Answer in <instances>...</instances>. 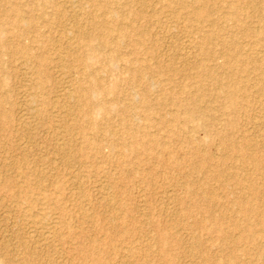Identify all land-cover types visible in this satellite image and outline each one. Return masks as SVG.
Listing matches in <instances>:
<instances>
[{
    "label": "rangeland",
    "instance_id": "1",
    "mask_svg": "<svg viewBox=\"0 0 264 264\" xmlns=\"http://www.w3.org/2000/svg\"><path fill=\"white\" fill-rule=\"evenodd\" d=\"M43 1L45 0H37L39 3ZM57 1L63 2L62 0ZM143 1L146 4L145 9L147 8L146 15H148L145 20L133 16L131 18L129 17L125 19L124 22L133 23L134 27L139 25L136 27L138 30H145V32L148 34L145 36V43H143V45L140 47L134 48L133 50L130 49L128 46L129 44L127 43H130V38H134L135 32L129 30L130 33L128 34V37H126L125 41H122L119 44L117 52L119 55H121V57H123V59L132 60L131 64L133 67H138L140 65L147 67L148 74L146 73L147 78L144 79V81L146 80V83L143 81V79L131 80L129 78V73H124V71L119 70L118 68L122 67V65H119L121 62L117 63V66H119L118 68L114 67L112 71L104 74L103 82L107 86V89L111 91L105 96L103 94L97 95L96 99H100L101 97L110 99L111 97L114 98V96H116L117 99L120 100L116 105L118 109H116V106H114L113 110H108L110 112L109 114L108 111H105V113L104 111L94 113L91 122L94 124L100 123V119L103 116H106L108 119L107 123H109L108 126L112 128H100L99 126L96 128L95 126H92L94 129H87V137L98 136L96 138H98V141H100L96 147L92 145L90 141L88 142V140H86V142L82 141L78 133L73 131V134L71 133V141L66 143H70V154L78 157L79 161L76 163H70L68 166L64 165V159H67L66 156L69 155V152H64L62 145L67 138V123L63 122L61 112L62 108H60V106L63 102L64 91L66 89L73 88L76 85L75 77L73 79V75L71 77L70 72H74L73 69L75 70V67L77 66H71L68 64L70 66L68 67L66 65L68 62H65V66L61 68L56 64L55 56H63L62 59H66L64 56H67L68 54L65 50L66 44L63 45L64 41L60 40L59 36H57L56 29L59 28L55 27L54 25L60 27V30L65 27L63 30L67 31H70V27L68 28L67 25L69 24H65L60 19V16H58V14H56V12L53 10L54 8L47 7L44 10H30L32 14L35 13L36 16L38 15L40 18H42L44 23H48V21L51 23V26L46 25V29H41L43 32L47 31L46 34L48 33L47 35H49L50 38L49 39L48 36H46L49 40L44 42L48 44L50 41V43L45 46L46 48H43V52L41 50L39 51L38 48L35 49L36 45L31 43L33 52H36V54L38 53V55L39 53L40 55H44L47 58V62L49 61V74L44 81L45 83H43V94L46 96H44V101H46L45 106H47L49 113L45 114V119H42V121L33 120L31 128L28 129L30 132L27 130L19 131V129H16L15 127L16 124H14L15 126H10L7 130L8 133H5V130L0 126V130L2 129L0 131V264H14V262L15 264H85L86 262H88L87 264H210L207 262L210 257L214 258L213 260L217 261L216 263L227 264V258L229 257L228 253L225 252L227 247L230 250L235 247V254L242 253L247 255V259L251 262V264H264V95H262L264 92L261 94V92L258 90V86H264V43L263 45H253L255 42H253L254 40L252 38L242 37L238 34L236 40L238 42V47L241 51V54L242 52L246 53L245 55H247L249 52L253 53L254 55L256 54L255 56L258 61L257 66L259 67L257 68V71H252L248 68L244 74L237 75V63L231 64L229 71L223 67V63L225 60H227V57H225V55L223 56L224 48L222 45H219V47L216 46L215 48V54L218 56L215 54L212 56H207L205 52H200L199 47L202 45V41L198 39L197 34L189 35L187 33L188 24L184 18H181L182 16L180 14L183 13V10L177 5V3L173 2L170 4L172 7L166 8L165 6L163 7L159 0ZM226 1L229 2V0ZM212 3L214 2H210V4ZM135 5L136 4L131 3V6H128L131 8H137V5L136 7ZM117 6L118 5H114L113 7L118 9ZM260 8H262L264 12V3L260 4ZM227 11H230V9ZM54 12L57 16L54 14ZM242 13L244 16H241L240 18L244 19L242 21H245L247 26L253 29H259L262 27L261 25L259 26V23L254 18L255 15L251 13L250 10L245 9V11ZM247 18L249 20H247ZM52 21L54 23H52ZM228 23L230 22H224L226 32L221 31V35H224V37L228 36V33L236 31L233 24L230 23L228 25ZM47 28H50L49 30L51 31H49ZM244 28L247 27H240V32H242ZM206 29L212 32L217 31L216 28L214 29L209 27H206L203 30L205 31ZM261 35L264 38L263 29ZM193 39L196 41V43ZM207 48L208 45H205L204 50ZM54 49H56V51ZM47 50L49 52H46ZM155 52L158 58L154 57ZM178 56L180 58H178ZM5 59L7 58L4 57L3 60ZM196 59L203 60L205 69H211L212 72L211 70L209 71L210 73L199 71L203 69L198 70L197 67L194 66L195 61H197ZM160 62H162V64ZM11 63L14 64V59L11 60ZM16 63L18 62L16 61ZM16 63L15 65L17 66V69H13L11 65V70L13 69V71H11L9 83L10 85L16 86V89H27V87L31 84L30 82L33 81L31 80L33 75L30 74L32 70L18 67ZM95 66L98 67L97 64H93V67ZM161 67L165 68L166 71H160ZM171 68H173V70L180 71V74H175V77L172 79L171 76H168L167 72ZM22 72L26 79L24 76V78L22 77ZM26 72L29 73L26 74ZM28 74H30L28 77L30 78L32 75V78L29 79L27 77ZM241 75L247 79L245 85L251 83L249 84L250 89L246 92L247 98H249V103L245 101V97L241 98L243 95L242 93H239L240 95L237 94V103L239 106L242 104L241 106L245 108L244 114V108L240 110V107L237 106L234 112V110L228 106V99L225 96L224 91L222 92L219 88L221 86L220 84L225 85V88L238 85L239 83L237 79L242 77ZM255 79H260V81L262 80V84L260 85L255 81ZM130 81L133 85L130 84ZM140 81L144 83H140ZM257 83L258 85H256ZM127 85H129L128 88ZM62 86H64L66 89ZM133 87L136 90H139L136 92ZM60 89L63 91L61 90V92H59ZM116 89H118V91L120 90L119 93H117L118 91H116ZM122 89L124 91H122ZM143 89L147 90L145 91ZM132 90L135 91V93ZM17 91L18 90L12 93L13 96L11 95V103H13L11 106L12 111L14 112L13 118H17V108L22 100V96L20 97L15 94ZM128 91H131L132 94H135L136 97L130 93L132 98L134 97V100H132L135 101L136 99L135 102H138H133L134 109L130 114L127 113L128 111L122 109L124 107L123 105L125 104L124 101L126 96L129 93ZM155 91L159 92H156V94ZM161 94L163 95L162 99ZM184 94H186V97ZM198 94L202 95L200 100L201 103L195 100V106L193 103H191V101H193L191 98H195L194 96ZM153 96L157 98V101ZM19 97L21 100H19ZM139 97L141 98L139 99ZM122 98H124V100H122ZM158 98L162 103L159 106L157 104L159 101ZM180 98L183 101L185 100L184 104L182 100H179ZM173 100L174 103H176L175 106L177 105L176 107L173 106ZM186 100L188 102H186ZM145 101L147 103H145ZM155 101L156 104H153ZM178 101H180L181 104L178 103ZM150 103L152 105L148 106ZM186 103L187 105L189 103V105L187 106ZM246 103L248 104L247 106H245ZM171 105L173 107H171ZM194 108L196 109L195 115H199V118H197L194 122H190L188 121V110L194 111ZM4 109H8L7 105L4 106ZM111 111L113 112L111 113ZM161 112L163 113L161 114ZM156 114L158 115L156 116ZM125 116H127L129 123L134 128L136 127V132H129V129L126 127V124L123 121V117ZM163 117L167 119L166 121L164 118L167 123H169L171 119L176 118V125L171 127L167 126L170 124L166 123L162 125V123H164V121L162 122ZM168 118L171 119L169 120ZM225 118L226 120H224ZM253 118L257 119H255V121H257L256 123L258 128L257 126L255 127L251 124V121H254ZM69 124L70 122L68 125ZM220 124L223 125L221 126ZM34 129H36V131ZM20 132L22 133L20 134ZM9 133L11 134L9 135ZM148 135H151L152 137L157 138L162 143H164L167 150L161 154L159 149L158 151H155L154 149H147L144 146L133 147L134 141H142L144 138H147ZM223 135L229 137L224 139ZM244 135L246 137H244ZM19 136H23V139H20ZM31 136L32 138H30ZM184 137H193V139H190L189 141ZM179 138L183 139L179 140ZM243 138H248L250 141L255 143L253 150L247 151V154L258 161L257 169H259V171L257 173L253 172V174L249 175V177L245 173H251V167H241L242 161H245V159L247 160V158L232 156L231 153H228L225 150V143L227 144L228 141H234L235 143L240 144L243 143L241 142ZM20 140L22 142H20ZM23 141H26L27 143H24ZM110 143L114 144L113 148L109 147ZM23 144L26 148L29 147L27 148V151L30 155V158L32 159L33 157L34 161L27 162L25 159H23L21 150L18 149V145L23 146ZM17 146L18 148H16ZM106 148L109 151L106 150ZM194 149H198L199 153L201 154L193 155ZM168 154L172 156V159L169 161V163L163 162V164H159L153 159L155 155H158L159 157L161 155V158H167ZM223 154L226 158L223 160V164L220 167L217 162H220V158L223 156ZM173 161L177 162L179 168L178 166L175 168ZM16 162H18V164ZM187 164L194 167L200 165L202 168H205L206 166H213L210 172L207 173L211 175L212 178H214V180L210 182L211 185L210 183L205 184L204 174L202 175L201 173L200 176V173H192L190 170H188L186 168ZM219 168V171L224 170L225 172H228V174H232L233 177H225V179L215 178ZM38 170L42 171L41 173L44 175V179L39 183V186L41 189L42 186L45 188L47 187L46 189L43 187L42 193L47 194L52 199V204L50 205L54 210L46 211L47 209H44V212H39L40 215L35 213L37 211L36 209L34 211L33 208L24 209L27 208V203L16 202L15 198L13 197L14 193H17L22 187L28 185L26 184L28 183L26 181L29 179L34 180L31 175L35 174ZM236 176L245 177V181L242 182L241 188L235 184ZM201 177L203 178L201 179ZM164 178L166 179L164 180ZM168 178H175V180H169ZM198 178L200 179L198 180ZM185 179L187 183L183 182ZM191 179L195 182H204L203 188L198 191V193L200 192V195L195 193L192 187H190V190L187 191V195L185 192L186 190L184 191L185 193H183L180 185L190 184L193 182ZM167 181L169 183H167ZM14 182L15 185H13ZM32 183L37 182L32 181ZM175 183L179 187L176 186ZM220 183L227 187V191L229 190L228 193H225V190L218 188ZM208 184L210 186L209 189H212V191L215 192V197L217 196V198H215V201L217 200V202L214 201V204L212 203V205H208L207 201L204 200L206 198L205 194L204 198L203 195L201 197V194L203 193L201 191L207 190ZM251 184L255 186L256 191H251ZM172 186H175L176 188ZM51 189H55V192L51 191ZM191 190L194 193H191ZM37 192L38 191H35L34 195L38 194ZM171 193H173V195ZM175 194L177 196L173 197ZM195 195L197 196L195 197ZM252 195L256 197L255 201H253V205L260 207V210L262 211V220L256 214H248L246 216L247 218L243 219L241 216V208L243 205H241V208H238L237 206L235 207L231 204L232 200L234 199L240 200L242 204L247 198L249 199L253 197ZM239 197H241V199H239ZM106 199H109L110 203L106 202ZM181 199H183L185 202H182ZM178 202H180V204ZM56 203L60 204L59 208ZM230 204L232 205V208ZM183 205L187 208H190V213L183 214L181 212L180 208H183ZM194 205L197 206L196 209L194 208ZM64 207L66 208L64 209ZM200 208L202 209L200 210ZM235 208L236 210L234 211ZM203 209L204 214L201 213ZM207 210L210 211L207 212ZM81 211L83 212L81 213ZM45 212H47V215ZM222 214L224 215L222 216ZM238 217H240V219ZM60 218L62 219L60 220ZM238 219L241 222L238 221ZM244 220L252 225L254 230H262L261 233L263 235V240H257L261 239V237H258L255 241H253V234L249 235L247 240H245L246 246L238 244V246L234 245L233 247L232 241L241 236L238 229L243 226ZM225 221L227 223H225ZM49 222H53V228L49 227L50 224H46ZM113 222L114 225L112 226L111 224H113ZM168 225H175L176 230L168 228V232H176L178 234V241L167 235L164 244L161 245L157 241L158 230L162 227H168ZM233 225H238L239 227L235 229L233 228ZM223 228H226V231L224 232H226L225 235L229 238L227 246H224L225 243L221 241L222 236L224 235L221 230ZM28 229L30 231H34V233L32 232V235H35L37 239L44 238L42 236L47 235L46 238L49 243L45 250L37 251L38 248H33V245L29 239ZM39 229L41 230L38 231ZM58 229H60V231ZM35 232L38 234V236ZM44 232H46V234H44ZM54 232L55 235L58 236L59 240L54 238ZM65 243L69 244L66 245ZM194 243H196V247L193 250L192 244ZM29 250L33 251L30 252ZM205 256L209 257V259L206 260Z\"/></svg>",
    "mask_w": 264,
    "mask_h": 264
},
{
    "label": "bare ground",
    "instance_id": "2",
    "mask_svg": "<svg viewBox=\"0 0 264 264\" xmlns=\"http://www.w3.org/2000/svg\"><path fill=\"white\" fill-rule=\"evenodd\" d=\"M63 2H58L57 0H45L41 3L37 2V0H0V126L2 129L5 130V133L7 132V130L9 129L10 126H15L14 124H16V129H19V131H24L27 130L29 128H31V125L33 124L32 121L33 120H40L42 121V119H45V114L49 113V111L47 110V106H45V102L44 101V96L45 94H43L44 90H43V83H45L44 81L46 80L48 74H49V70H48V64L49 61L47 62V58L44 55H38V53L36 54V52H33L32 49V45L31 43L34 45H36L35 49H39V51L41 50L43 52V48H46L45 46L48 45L45 42L47 40H49V35L46 34V32H43V30L41 29H46V25L51 26L50 21H48V23H44V21L42 20V18H40L38 15V17L36 16V14H32V12L30 10L33 9H39V10H44L47 7H51L54 8L53 10L56 12V14H58V16H60V19L66 24L68 23L69 25L68 28L70 27V31L67 30H60V27L54 25L55 27L59 28L56 29V33L57 36H59L60 40L64 41L63 45L66 44L65 46V50L67 52V56L65 55L64 57H66V59H62L61 56H55V62L58 66H60L61 68H63V66H65V62H68L66 65L68 67L71 66H77L75 67V70L73 69L74 72H70L71 77L73 75V79L75 77V82L76 85L73 88H69L66 89L63 93V102L61 103L60 108H62V117H63V122L67 123L66 126V132H67V138L65 139V141L63 142V151L64 152H69V155L66 156L67 159H64V165L68 166L70 165V163H76L79 161L78 157H75L73 155L70 154V143H66V142H70L71 138H72V132L76 131V133H78V135L80 136V138L82 139V141L86 142V140H88V142L90 141V143L92 145H94L95 147L98 146V136L96 137H91L88 136L87 137V129H94L92 128V126H95L96 128L99 126L100 128H108L110 126H108L109 123L108 119L106 118V116H103L100 120V123L94 124L93 122H91V119L93 117L94 113H98L101 111H110L113 110V107L116 106L118 104V102L120 101L119 99H117L116 96H114V98H110V99H105V98H100V99H96L97 95H107L110 93L111 90L107 89V86L104 84L103 82V77L104 74L112 71L114 67L118 68L119 66H117L119 62H121L122 67L118 68L119 70L124 71V73H129V78L132 80H142L144 81V79L147 78V67L140 65L138 67H133L132 66V60L130 59H123V57H121V55L118 54L117 52V48L119 46V44L122 41H125L126 37H128V34L130 33V31H134V38H130V43L129 44V48L130 49H134L137 47H140L143 45V43H145V36L148 35L147 32H145V30L140 29L138 30V28L133 26V23H125L124 20L127 18H131L133 16L140 18V19H144L148 16L146 15L147 12V8L145 9L146 4L144 3L143 0H62ZM163 7L165 6L166 8H170L172 7L170 4H172L173 2L177 3V5L183 10V13H181L180 15L182 16L181 18L186 21V23L188 24V30L187 33L189 35L192 34H197L198 35V39L202 41V45L199 47L200 52H205L207 56H212L213 54H215V48L216 46L219 47V45H222L224 48V52H223V56L225 55V57H227V60H225V62L223 63V67L229 71L230 65L233 63H237V75L238 74H244L248 68L249 70L252 71H257L258 67L257 66V59H256V54L254 55L253 53L249 52L247 55H245L246 53L241 54V51L238 47V42L236 40V38L238 37V34L241 35L242 37H246V38H252L255 42L253 45H260L264 43V38L261 35L262 29L264 30V12L262 10V8H260V4L264 3V0H229V2H227L226 0H159ZM210 2H214L212 4H210ZM132 4H136L137 8H131L128 5L131 6ZM158 4V3H157ZM65 5V6H64ZM114 5H118V9L114 8ZM135 5V7H136ZM151 5V4H150ZM153 6V5H152ZM228 9H230V11H227ZM246 10H250L251 13H253L255 15V19L256 21L259 23V26L261 25L262 27H260L259 29H253L250 28L249 26H247L245 24V21H242L244 19H241V16H244V14L242 12H244ZM178 11V10H177ZM54 12V14H55ZM169 12V11H168ZM37 13V12H36ZM53 13V12H52ZM165 13V12H164ZM38 14V13H37ZM55 14V15H56ZM243 14V15H242ZM35 15V16H33ZM159 15V14H158ZM57 16V15H56ZM154 16V15H153ZM248 16V15H247ZM45 17V16H44ZM50 17V15H49ZM249 17V16H248ZM49 19V18H48ZM57 19V18H56ZM55 19V20H56ZM247 20H249L247 18ZM135 21V20H134ZM230 22L233 24L234 28L236 29V31L232 32V33H228V36L224 37V35H221V31H225V25L224 22ZM56 22V21H55ZM52 23H54L52 21ZM61 23V22H60ZM63 23V24H64ZM228 23V25L230 24ZM253 23V22H252ZM136 25V24H135ZM154 25V24H153ZM161 25V23H160ZM180 25V23H179ZM245 26L247 28H244L242 32H240V27ZM181 27V26H180ZM206 27L209 28H216L217 31L212 32L208 29H206L205 31L203 29H205ZM230 27V26H229ZM52 28V27H51ZM67 28V29H68ZM163 28V26H162ZM165 28V27H164ZM227 28V27H226ZM48 30L50 28H47ZM157 29V28H156ZM168 30V29H167ZM51 31V30H49ZM48 31V32H49ZM158 31V30H157ZM178 33V32H177ZM50 34V33H49ZM164 34V33H163ZM177 35V34H175ZM49 39H47V37ZM168 38V37H167ZM241 39V38H240ZM194 40V39H193ZM45 41V42H44ZM195 41V40H194ZM147 42V41H146ZM168 42V41H167ZM187 42V41H185ZM45 43V44H44ZM196 43V41H195ZM126 44V45H127ZM245 44V43H244ZM162 45V44H161ZM208 45V48L206 50H204V46ZM246 45V44H245ZM248 45V44H247ZM61 46V45H59ZM186 46V43H185ZM125 47V46H124ZM192 47V46H191ZM217 47V48H218ZM251 47V46H250ZM50 48V45H49ZM48 48V49H49ZM60 48V47H59ZM62 48V47H61ZM252 48V47H251ZM256 48V47H254ZM140 49V48H139ZM182 49V48H181ZM188 49V48H187ZM193 49V48H192ZM219 49V48H218ZM56 51V49H54ZM54 50H52L53 52H55ZM145 50V49H144ZM196 50V49H195ZM36 51V50H35ZM38 51V52H39ZM154 51V50H153ZM180 51V50H179ZM46 52H49L48 50ZM45 52V53H46ZM152 52V50H151ZM194 52V51H193ZM199 52V53H200ZM264 52V50H263ZM198 53V54H199ZM48 54V53H47ZM191 54V53H190ZM219 54V53H218ZM264 54V53H263ZM49 55V54H48ZM62 55V53H61ZM217 55V54H215ZM245 55V56H244ZM134 56V55H133ZM218 56V55H217ZM214 56V57H217ZM244 56V57H243ZM264 56V55H263ZM6 57L7 59L3 60V58ZM68 57V58H67ZM154 57L158 58L156 52L154 53ZM175 57V56H174ZM190 57V56H189ZM198 57V56H197ZM49 58V57H48ZM178 58H180L178 56ZM212 58V57H211ZM14 59V64L11 63V60ZM53 59V58H52ZM69 59V60H68ZM185 59V58H184ZM186 60V59H185ZM197 60V59H196ZM16 61L18 63H16ZM165 61V60H164ZM173 61V60H172ZM15 63L18 65V67H23V68H28L30 70H32V72L30 74L33 75V78L30 76V78H32L30 83V88L27 87V89L24 88H18L16 89V86L14 85H10L9 83V78L11 76V71H13L14 68H16L17 66L15 65ZM51 63V62H50ZM53 63V61H52ZM137 63V62H136ZM162 64V62H160ZM191 63V62H190ZM64 64V65H63ZM69 64V65H68ZM93 64H97V66L93 67ZM174 64V63H173ZM11 65H12V70H11ZM189 65V64H188ZM191 65V64H190ZM15 66V67H14ZM66 66V67H67ZM193 66V65H192ZM194 66L197 67V69H203V70H199V71H205L206 73H210L209 71L211 69H205L204 65H203V60H197L195 61ZM219 66V65H218ZM54 67V66H53ZM59 67V68H60ZM217 67V66H216ZM58 68V67H56ZM60 68V69H61ZM213 68V67H212ZM221 68V67H220ZM17 69V68H16ZM15 69V70H16ZM53 69V68H52ZM182 69V68H181ZM21 70V69H20ZM23 71V70H22ZM53 71V70H52ZM160 71H166L165 68H160ZM21 72V71H20ZM30 72V71H29ZM29 72H26L29 73ZM69 72V71H67ZM168 72V76H171V79L173 77H175V74H180L179 70H173V68H171ZM212 72V70H211ZM224 72V71H223ZM236 72V71H235ZM251 72V71H250ZM262 72V71H261ZM62 73V72H61ZM147 73V74H146ZM22 77L23 72L21 73ZM28 74L27 77L30 75ZM51 74V72H50ZM59 74V73H57ZM63 74V73H62ZM119 74V73H118ZM253 74V73H252ZM251 74V75H252ZM257 74V73H256ZM20 75V74H19ZM17 75V76H19ZM116 75V74H115ZM123 75V74H122ZM58 76V75H57ZM60 76V75H59ZM117 76V75H116ZM200 76V74H199ZM242 76V75H241ZM21 77V76H19ZM25 77V76H24ZM23 77V78H24ZM54 77V76H53ZM61 77V76H60ZM63 77V76H62ZM193 77V76H192ZM250 77V76H249ZM252 77V76H251ZM18 78V77H17ZM22 78V79H23ZM29 78V77H28ZM29 78V79H30ZM64 78V77H63ZM238 78V77H237ZM19 79V78H18ZM26 79V77H25ZM27 79V80H29ZM56 79V78H55ZM108 79V78H106ZM105 79V80H106ZM199 79V77H198ZM201 79V78H200ZM203 79V78H202ZM263 79V77H262ZM21 80V79H20ZM66 80V79H65ZM72 80V79H71ZM104 80V81H105ZM111 80V79H110ZM25 81V80H24ZM57 81V80H56ZM68 81V80H67ZM83 81V84H82ZM146 81V80H145ZM144 81V82H145ZM150 81V79H149ZM153 81V80H152ZM238 81V85L236 86H232V87H228L225 88V85L220 84L221 86L219 87L220 90L225 93V96L228 99V106L230 108H232L235 112L236 107H240L239 109L241 110L242 108H244L243 106H239V104L237 103V94L242 93L243 95L241 96V98H244L245 101L247 103H249V98H247V91L250 89V85L251 83H249L248 85H245V83L247 82V79H245V77H239L237 79ZM256 82H258L260 85L262 84L260 79H255ZM65 82V81H63ZM109 82V81H107ZM141 82L140 83H144ZM203 82V81H202ZM27 83V82H24ZM111 83V81H110ZM118 83V82H117ZM146 83V82H145ZM149 83V82H147ZM152 83V82H151ZM199 83V82H198ZM225 83V82H224ZM223 83V84H224ZM243 83V84H242ZM258 83L256 85H258ZM61 84V83H60ZM66 84V83H65ZM74 84V82H73ZM109 84V83H107ZM119 84V83H118ZM130 84H132V82L130 81ZM156 84V83H155ZM203 84V83H201ZM68 85V84H67ZM72 85V84H71ZM125 85V84H124ZM133 85V84H132ZM144 85V84H143ZM146 85V84H145ZM159 85V84H158ZM204 85V84H203ZM255 85V84H254ZM58 86V85H57ZM66 86V85H65ZM129 85H127L128 88ZM150 86V85H149ZM157 86V85H155ZM20 87V85H19ZM24 87V86H23ZM123 87V86H122ZM135 87V86H134ZM133 87V88H134ZM203 87V86H202ZM45 88V87H44ZM47 88V87H46ZM132 88V87H131ZM144 88V86H143ZM146 88V87H145ZM204 88V87H203ZM201 88V89H203ZM120 89V88H119ZM135 89V88H134ZM141 89V88H140ZM18 90L17 92H15L16 95L18 96H22V100L19 97V100H21L20 105L17 108V118H13V111H12V104L11 103V95L12 93H14V91ZM62 89L59 90V92H61ZM128 90V89H126ZM136 90V89H135ZM139 89L136 90V92ZM143 90H147V89H143ZM185 90V89H184ZM204 90V89H203ZM256 90V89H255ZM258 90L261 92H264V86H258ZM257 90V91H258ZM57 91V90H56ZM63 91V90H62ZM116 91H118V89H116ZM120 91V90H119ZM119 91L117 93H119ZM122 91H124L122 89ZM133 91V90H132ZM127 92V91H126ZM129 93L126 96V99L124 101V107L122 108L123 110L128 111L127 113H132L133 109H134V103L136 101L134 100L135 96V91H133L134 93L132 94L131 91H128ZM149 92V91H148ZM147 92V93H148ZM159 92V91H155ZM59 93V94H62ZM130 93L132 95H134V97L132 98V95H130ZM161 93V92H160ZM58 94V95H59ZM140 94V93H139ZM157 94V93H156ZM186 97V94H184ZM240 95V94H239ZM264 95V94H262ZM13 96V95H12ZM49 96V95H48ZM60 96V95H59ZM125 96V95H122ZM162 94H161V99H162ZM165 96V95H164ZM188 96V95H187ZM197 96V97H196ZM201 96L200 94L195 95V98H191L193 99V101H191V103H193L195 105V100H197L199 103H201ZM46 97V96H45ZM62 97V96H61ZM149 97V95H148ZM146 97V98H148ZM155 97V96H153ZM158 97V96H157ZM183 97V95H182ZM57 98V97H56ZM120 98V96H119ZM141 97H139L140 99ZM156 98V97H155ZM165 98V97H163ZM184 98V97H183ZM189 98V97H188ZM197 98V99H196ZM133 99V100H132ZM145 99V98H144ZM167 99V98H165ZM171 99V98H170ZM169 99V100H170ZM122 100H124V98H122ZM149 100V99H148ZM158 106L161 103V100L158 98ZM172 100V99H171ZM174 100L176 101V99L174 98ZM174 100L172 101V103H174ZM179 100H182L181 98ZM147 101V100H146ZM145 101V103H147ZM157 101V98H156ZM155 103L153 104H156ZM183 101V100H182ZM181 101V102H182ZM185 101V100H184ZM183 101V104H184ZM196 101V102H197ZM171 102V101H170ZM186 102H188L186 100ZM138 103V102H135ZM149 103V102H148ZM178 103H180V101H178ZM245 104V106H247L248 104ZM49 104V103H48ZM176 103L173 104V106H175ZM181 104V103H180ZM7 105L8 109H4V106ZM152 105L151 103L148 104ZM187 105V103H186ZM185 105V106H186ZM189 105V103H188ZM187 105V106H188ZM191 105V104H190ZM244 105V104H243ZM122 106V105H121ZM171 105V107H173ZM177 106V105H176ZM175 106V107H176ZM179 106V104H178ZM183 106V105H182ZM181 106V107H182ZM196 106V105H195ZM199 106V105H198ZM197 106V107H198ZM220 106V105H219ZM137 107V106H136ZM135 107V108H136ZM200 107V106H199ZM198 107V108H199ZM224 107V106H222ZM49 108V106H48ZM59 108V109H60ZM125 108V109H124ZM227 108V107H226ZM116 109H118V107L116 106ZM121 109V108H120ZM121 109V110H122ZM221 109V108H220ZM50 110V109H49ZM61 110V109H60ZM120 110V111H121ZM195 108L194 111L192 110H188V121L190 122H194L196 121L197 118H199V115H195ZM198 110V109H197ZM108 111V114L110 113ZM117 111V110H116ZM160 111V110H159ZM223 111V110H222ZM226 111V110H225ZM113 111H111L112 113ZM163 112H161L162 114ZM198 113V112H197ZM245 113V108L243 109V114ZM116 114V113H114ZM160 114V113H159ZM165 114V113H164ZM105 115V114H103ZM158 114H156L157 116ZM222 115V114H220ZM124 116V115H123ZM138 116V115H137ZM142 116V115H141ZM196 116V117H195ZM214 116V115H213ZM235 116V115H234ZM172 117V116H171ZM203 117V116H202ZM216 117V115H215ZM118 118V117H117ZM149 118V117H148ZM165 117L162 118V122L164 121V123H162V125L166 124H170L167 126H175V122L177 121L176 118L175 119H171L168 118L170 120L169 123H167V119L165 121L164 119ZM81 119V120H80ZM119 119V118H118ZM215 119V118H214ZM223 119V118H222ZM254 119V118H253ZM256 119V118H255ZM251 121V124L253 126H257V121ZM52 120V119H51ZM226 120V118L224 119ZM257 120V119H256ZM123 121L126 124V127L129 129V132H136V127L134 128L128 121L127 116L123 117ZM52 122V121H51ZM54 122V121H53ZM70 122V124L68 125V123ZM119 122V120H118ZM132 122V121H131ZM233 122V121H232ZM260 122V121H259ZM120 123V122H119ZM139 123V122H138ZM44 124V123H43ZM53 124V123H52ZM224 124V122H223ZM223 124H220L221 126ZM38 125V124H37ZM66 125V124H64ZM134 125V124H133ZM141 125V124H139ZM147 125V124H146ZM154 125V124H153ZM161 125V126H162ZM229 125V124H228ZM39 126V125H38ZM41 126V125H40ZM165 126V127H167ZM227 126V125H225ZM36 127V126H35ZM140 127V126H139ZM137 127V128H139ZM250 127V126H249ZM260 127V126H259ZM12 128V127H11ZM49 128V127H48ZM98 128V129H100ZM112 128V127H110ZM124 128V127H123ZM155 128V126H154ZM1 129V130H2ZM14 129V128H13ZM12 129V131H13ZM0 130V131H1ZM15 130V129H14ZM36 131V129H34ZM33 130V131H34ZM42 130V129H41ZM104 130V129H103ZM108 130V129H107ZM110 130V129H109ZM143 130V129H142ZM180 130V129H179ZM17 131V130H16ZM98 131V130H97ZM96 131V132H97ZM138 131V130H137ZM3 132V131H2ZM30 132V131H28ZM95 132V133H96ZM103 132V131H102ZM112 132V131H111ZM140 132V131H139ZM180 132V131H179ZM178 132V133H179ZM1 133V132H0ZM8 133V132H7ZM19 133V132H18ZM22 132H20L21 134ZM25 133V132H24ZM36 133V132H35ZM72 133V134H71ZM98 133V132H97ZM11 133H9L10 135ZM29 134V133H28ZM65 134V132H64ZM100 134H101V130H100ZM103 134V133H102ZM116 134V133H115ZM128 134V133H127ZM130 134V133H129ZM8 135V134H7ZM31 135V133H30ZM34 135V134H33ZM96 135V134H94ZM27 136V135H26ZM125 136V135H124ZM130 136V135H129ZM165 136V135H164ZM167 136V135H166ZM224 136V135H223ZM10 137V136H9ZM20 137V136H19ZM23 137V136H22ZM20 137V139L22 138ZM110 137V136H109ZM112 137V136H111ZM128 137V136H127ZM229 136H224V139L228 138ZM244 137H246L244 135ZM18 138V136H17ZM32 138V136L30 137ZM164 138V137H163ZM185 139H188L190 141V139H193V137H184ZM239 138V137H238ZM19 139V138H18ZM23 139V138H22ZM111 139V138H109ZM176 139V138H175ZM183 139V138H182ZM179 138V140H182ZM184 139V141H185ZM27 140V137H26ZM77 140V139H76ZM114 140V138H113ZM17 142V141H16ZM20 142H22L20 140ZM24 142V141H23ZM226 142V141H224ZM223 142V143H224ZM243 143H235L234 141H228L227 144L225 143V150L228 153H231L232 156H239V157H245L247 158V160L245 159V161H242L241 167H251L250 169H252V172L247 174L245 173L248 177L249 175L253 174V172H258L259 169H257V165H258V161L257 159H253L252 157H250V155L247 154V151H252L253 147L255 146V143H253L252 141H250L248 138H243V140L241 141ZM24 143H27L26 141ZM243 144V145H242ZM16 145V144H15ZM14 145V146H15ZM112 143H110L109 147L113 148ZM19 146V148H18ZM16 148H18L19 150H21V155L23 156V159H25L27 162L29 161H34L33 157L32 159L30 158V155L27 151V148L29 147H25V145L23 144V146L18 145ZM28 146V145H26ZM76 146V145H75ZM78 146V145H77ZM91 146V145H90ZM118 146V145H117ZM137 146H144L147 149H154L155 151H158V149L162 152H165L167 149L165 147V144L162 143L160 140H158L157 138L152 137L151 135H148L147 138H144L142 141L138 140V141H134L133 143V147H137ZM21 147V148H20ZM184 147V146H183ZM13 148V147H12ZM15 148V147H14ZM85 148V146H84ZM61 149V148H60ZM72 149V148H71ZM78 149V148H77ZM106 150H108L106 148ZM111 150V149H110ZM181 150V148H180ZM184 150V149H183ZM13 151V149H12ZM60 151V150H59ZM109 151V150H108ZM15 152V151H14ZM61 152V151H60ZM82 152V151H81ZM189 152V151H188ZM194 154H201L199 153L198 149H194L193 150ZM17 153V152H16ZM32 153V152H31ZM62 153V152H61ZM130 153V152H129ZM136 153V152H135ZM160 153V152H159ZM173 153V152H172ZM186 153V152H185ZM191 153V152H190ZM246 153V154H245ZM65 154V153H63ZM81 154V153H80ZM114 154V153H113ZM170 154V153H169ZM167 156V158L163 157L160 155V157L158 155H155L153 157L154 161H157L159 164H163V162L165 163H169V161L172 159V156L169 155ZM59 155V153H58ZM67 155V154H66ZM107 155V154H106ZM183 155V154H182ZM188 155V154H187ZM33 156V155H32ZM112 156V154H111ZM110 156V157H111ZM126 156V155H125ZM178 156V155H177ZM171 157V158H170ZM186 157V156H185ZM197 157V156H195ZM199 157V155H198ZM207 158V157H206ZM225 156L223 154V156L220 158V162H217L219 164V166L221 167L223 164V160H225ZM187 159V157H186ZM185 159V160H186ZM189 159V158H188ZM209 159V158H208ZM244 159V158H243ZM8 160V159H7ZM37 160V159H36ZM82 160V159H81ZM191 161V160H190ZM6 162V161H5ZM109 162V161H108ZM174 162V166L175 168H177V162ZM8 163V162H7ZM6 163V164H7ZM18 164V162H16ZM15 163V164H16ZM5 164V165H6ZM40 164V163H39ZM4 165V167H5ZM35 165V164H34ZM215 165V164H214ZM217 165V164H216ZM13 166V165H12ZM11 166V167H12ZM15 166V165H14ZM33 166V165H32ZM63 166V165H62ZM19 167V166H18ZM213 166H206L205 168H202L200 165H197L196 167L192 166V165H186V168L188 170H190L192 173H201L202 175H205L204 181L205 184L206 183H210L212 180H214V178H212L211 175L207 174L210 172L211 168ZM8 168V167H6ZM179 168V166H178ZM15 169V168H14ZM174 169V168H172ZM12 170V169H11ZM17 170V168H16ZM15 170V171H16ZM32 170V169H31ZM30 170V171H31ZM220 168L216 171V177L215 178H224L227 177H233L232 174H228V172H225L224 170L219 171ZM23 171V170H22ZM186 171V170H185ZM42 171H36L35 174L31 175L32 178L34 180H28L26 182V184H28L27 186L25 185L24 187H22L17 193L13 194V197L15 198L16 202H24L27 203V208L24 209H32L33 211L36 209L37 211L35 212L37 215H40V211H43L44 209L46 211L48 210H53L52 206L50 204L52 199L47 195V194H43L42 193V189L44 186H42V189L39 186V183L44 179V175L43 173H41ZM190 172V175H191ZM244 172V171H243ZM21 173V172H20ZM19 173V174H20ZM18 175V174H17ZM19 176V175H18ZM16 176V177H18ZM79 176V175H78ZM187 176V175H186ZM215 176V175H214ZM213 176V177H214ZM5 177V176H4ZM50 177V176H49ZM197 177V176H196ZM247 177V178H248ZM113 178V177H112ZM185 178V177H184ZM188 178V176H187ZM190 178V176H189ZM192 178V177H191ZM203 177H201L202 179ZM166 178H164L165 180ZM169 180H172L170 178H168ZM196 179V178H195ZM200 178H198L199 180ZM236 181L235 184L236 186H239L241 188V184L243 181H245V177L244 176H240V177H235ZM175 180V178L173 179V181ZM192 180V179H191ZM197 180V181H198ZM227 180V179H226ZM32 181L37 182V183H32ZM49 181V179H48ZM193 181V180H192ZM202 181V180H201ZM166 182V181H165ZM182 182V181H180ZM186 182V179L185 181ZM182 182V183H183ZM167 183H169L167 181ZM177 183V180H176ZM175 183L176 186H178ZM78 184V183H77ZM203 183L201 182H191L190 184H181V189L183 190V193L186 192L187 195V191L190 190V187L193 188V191L195 193H198L199 190H201L203 188ZM15 185V182L14 184ZM17 185V184H16ZM66 185V184H65ZM211 185V183H210ZM67 186V185H66ZM9 187V186H8ZM80 187V186H79ZM174 188H176L175 186H172ZM171 187V188H172ZM179 187V186H178ZM207 190L205 191H201L203 192L201 194V197L203 195L204 198V194L206 196V198L204 200L207 201L208 205H212V203L214 204L215 198H217V196L215 197V192L212 191V189H209V184L207 185ZM45 188V187H44ZM47 188V187H46ZM45 188V189H46ZM59 188V187H58ZM170 188V189H171ZM216 188V187H215ZM221 190H225V193H228L227 191V187H225V185H222V183H220V186L218 187ZM244 188V187H243ZM44 189V190H45ZM169 189V190H170ZM38 191L36 195H34L35 191ZM173 190V189H171ZM186 190V191H185ZM255 190V186L253 184H251V191ZM51 191L55 192V189ZM59 191V190H58ZM185 191V192H184ZM191 190V193L193 192ZM256 191V190H255ZM79 192V191H78ZM193 192V193H194ZM58 193V192H57ZM56 194V193H55ZM61 194V193H60ZM111 194V193H110ZM109 194V195H110ZM173 195V193H171ZM190 194V193H189ZM188 194V195H189ZM80 195V194H79ZM198 195H200V192L198 193ZM60 196V195H59ZM177 195L175 194L176 197ZM197 195H195L196 197ZM253 196V195H252ZM75 197V196H74ZM108 197V196H107ZM236 197V196H235ZM245 197V196H244ZM63 198V197H62ZM61 198V199H62ZM164 198V197H163ZM255 196L251 197V198H247L245 200L244 203L241 204V201L238 199H234L232 200L231 204L234 205L235 207L237 206L238 208H241V205H243V207L241 208V216L244 218H247L246 216L248 214H256L257 216L260 217V219L262 220L263 217L262 215V211L260 210V207L253 205V201H255ZM199 199V198H198ZM202 199V198H200ZM239 199H241V197H239ZM79 200V199H78ZM84 200V199H83ZM172 200V199H171ZM176 200V199H175ZM182 202L184 201L183 199H181ZM64 201V200H63ZM106 202L110 203L109 199L105 200ZM112 201V200H111ZM180 201V200H178ZM58 202V200H57ZM79 202V201H78ZM77 202V203H78ZM82 202V201H81ZM163 202V201H162ZM172 202V201H171ZM181 202V201H180ZM180 202H178L180 204ZM185 202V201H184ZM217 202V200L215 201ZM15 203V202H14ZM106 203V204H108ZM197 203V202H196ZM13 204V203H12ZM16 204V203H15ZM57 204V203H56ZM185 204V203H184ZM230 204V205H231ZM14 205V204H13ZM58 208L60 204H57ZM56 205V206H57ZM206 205V204H205ZM231 205V208H232ZM17 206V205H16ZM63 206V205H62ZM105 206V205H104ZM112 206V205H111ZM165 206V205H164ZM202 206V205H201ZM48 207V208H47ZM113 207V206H112ZM66 207H64L65 209ZM106 208V207H105ZM182 208V207H181ZM181 212L183 214H187L190 213V208H187L186 206L183 205V208L181 209ZM194 208L196 209L197 206L194 205ZM237 208V210H238ZM112 209V208H111ZM166 209V208H165ZM199 209V208H198ZM202 208H200L201 210ZM75 210V209H74ZM236 210V208L234 209V211ZM54 211V210H53ZM52 211V212H53ZM61 211V210H60ZM210 210H207V212ZM44 212V211H43ZM42 212V213H43ZM57 212V211H56ZM59 212V211H58ZM83 211H81L82 213ZM165 212V211H164ZM192 212V211H191ZM237 212V211H236ZM47 215V212H45ZM49 213V212H48ZM54 213V212H53ZM52 213V214H53ZM204 214V209L201 212ZM240 213V212H239ZM50 214V213H49ZM48 214V215H49ZM63 214V213H62ZM225 214V213H224ZM222 214V216L224 215ZM29 215V214H28ZM43 215V214H42ZM65 215V214H64ZM27 216V215H26ZM45 216V215H44ZM43 216V218H44ZM56 216V215H55ZM63 216V215H61ZM85 216V215H84ZM83 216V217H84ZM142 216V215H141ZM252 216V215H251ZM40 217V216H39ZM48 217V216H47ZM46 217V218H47ZM60 217V216H59ZM66 217V215H65ZM88 217V216H87ZM91 217V216H90ZM89 217V218H90ZM26 218V217H25ZM41 218V217H40ZM45 218V219H46ZM53 218V217H52ZM58 218V217H57ZM228 218V217H226ZM240 219V217H238ZM44 219V220H45ZM49 219V218H48ZM62 218H60L61 220ZM108 219V218H107ZM236 219V218H235ZM238 219V221H240ZM242 219V220H243ZM47 220V219H46ZM222 220V219H221ZM64 221V219H63ZM113 221V220H112ZM48 222V221H47ZM170 222V221H168ZM229 222V221H228ZM241 222V221H240ZM20 223V222H19ZM56 223V222H55ZM89 223V222H88ZM92 223V222H91ZM225 223H227L225 221ZM42 224V223H41ZM46 224H50V228H53L54 224L53 222H49ZM110 224V223H109ZM30 225V223H29ZM57 225V224H56ZM112 226L114 225L111 224ZM123 225V224H122ZM240 225V224H239ZM28 226V225H26ZM43 226V225H41ZM60 226V225H59ZM146 226V225H145ZM224 226V225H223ZM264 226V225H263ZM83 227V226H82ZM227 227V226H226ZM237 227H239L238 225H233V228L237 229ZM28 228V227H27ZM41 228V227H40ZM59 228V227H57ZM143 228V227H142ZM145 228V227H144ZM168 228L170 229H174L175 225H168V227H162L161 229L158 230V236H157V241L158 243H160L161 245L164 244L165 242V238L167 237V235L169 237H172L174 239H176L178 241V234L176 232L174 233H169L168 232ZM214 228V227H213ZM38 229V228H37ZM44 229V228H43ZM47 229V228H46ZM64 229V228H63ZM110 229V228H109ZM146 229V228H145ZM220 229V226H219ZM29 230V229H28ZM41 229H39L38 231H40ZM55 230V229H54ZM60 231V229H58ZM85 230V229H84ZM130 230V229H129ZM222 232L224 233V235L222 236L221 241H223L225 243L224 246H227L228 242H229V238L228 236H226V228L221 229ZM234 230V229H233ZM36 231V230H35ZM37 231V232H38ZM73 231V230H72ZM238 231H240V237L235 239L234 241H232L233 247L234 245L238 246L239 245H245V240H247L249 235H253V241H255L258 237H261V239H257V240H263V235L261 233L262 230L257 231L254 230L252 225H250L247 221L244 220V224L243 226H241V228L238 229ZM29 232V239L31 241V244L33 245V248H38L37 251H42L45 250L48 246L49 241L47 240L46 236H42L44 238L41 239H37L35 237V235H32V232L34 233V231H28ZM63 232V230H62ZM66 232V231H65ZM64 232V233H65ZM69 232V231H68ZM31 233V234H30ZM36 233V232H35ZM70 233V232H69ZM146 233V232H144ZM143 233V234H144ZM17 234V233H16ZM44 234H46V232H44ZM43 234V235H44ZM73 234V233H72ZM142 234V235H143ZM36 235L38 236V234L36 233ZM41 235V234H40ZM71 235V234H70ZM49 236V235H48ZM65 236V235H64ZM69 236V235H68ZM73 237V236H72ZM33 238V239H32ZM54 238H56L57 240H59L58 236L55 235L54 232ZM62 238V237H61ZM141 238V237H140ZM74 239V238H73ZM77 239V238H76ZM124 239V238H123ZM50 240V239H49ZM20 241V240H18ZM26 241V240H25ZM51 241V240H50ZM62 241V240H61ZM66 241V240H65ZM74 241V240H73ZM85 241V239H84ZM128 241V240H126ZM24 243V242H23ZM66 245L69 243H65ZM130 244V243H129ZM2 245V244H1ZM87 245V244H86ZM159 245V244H158ZM17 246V245H16ZM22 246V245H21ZM59 246V245H58ZM97 246V245H96ZM104 246V245H103ZM246 246V245H245ZM253 246V245H252ZM5 247V246H4ZM3 247V248H4ZM88 247V246H87ZM95 247V246H94ZM145 247V246H144ZM196 247V243L192 244V249L194 250V248ZM34 248V249H35ZM75 248V247H74ZM149 248V247H148ZM159 248V247H158ZM244 248V247H243ZM62 249V248H61ZM99 249V248H98ZM228 249V247H227ZM225 252L228 253V258H227V264H251V262L247 259V255H244L242 253H237L235 254V247L232 248L231 250L228 249ZM259 249V248H258ZM75 250V249H74ZM84 250V249H83ZM142 250V249H141ZM149 250V249H148ZM260 250V249H259ZM9 251V250H7ZM21 251V249H20ZM30 251V250H29ZM33 251V250H31ZM30 251V252H31ZM48 251V250H47ZM76 251V250H75ZM82 251V250H81ZM100 251V250H99ZM98 251V253H99ZM261 251V250H260ZM15 252V251H14ZM23 252V251H22ZM80 252V251H79ZM141 252V251H140ZM196 252V251H195ZM223 252V251H222ZM11 253V252H10ZM82 253V252H81ZM93 253V252H92ZM150 253V252H149ZM246 253V252H243ZM2 254V253H1ZM5 254V253H3ZM48 254V253H47ZM57 254V253H56ZM78 254V253H77ZM260 254V253H259ZM262 254V253H261ZM39 255V254H38ZM36 256V255H34ZM50 256V255H49ZM90 256V255H89ZM10 257V256H9ZM42 257V255H41ZM206 257V256H205ZM5 258V257H4ZM209 257H206V260H208ZM214 258L210 257V261L208 260L207 262L210 264H219L216 263L217 261L213 260ZM15 260V259H14ZM55 260V259H54ZM58 260V259H57ZM37 261V260H36ZM45 261V260H44ZM43 261V262H44ZM56 261V260H55ZM94 261V260H93ZM100 261V260H99ZM102 261V260H101ZM19 262V261H18ZM47 262V261H46ZM58 262V261H57ZM63 262V261H62ZM92 262V261H90ZM48 263V262H47ZM88 262H86L85 264H87ZM95 263V262H94ZM98 263V262H97ZM103 263V261H102ZM3 264V263H2ZM10 264V263H9ZM15 264V262H14ZM44 264V263H43ZM58 264V263H57ZM63 264V263H62ZM93 264V263H92ZM99 264V263H98ZM108 264V263H107ZM226 264V263H225Z\"/></svg>",
    "mask_w": 264,
    "mask_h": 264
}]
</instances>
